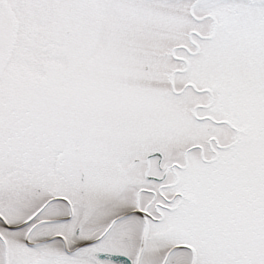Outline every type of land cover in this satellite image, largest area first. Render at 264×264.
<instances>
[{"label":"snow or ice","instance_id":"1","mask_svg":"<svg viewBox=\"0 0 264 264\" xmlns=\"http://www.w3.org/2000/svg\"><path fill=\"white\" fill-rule=\"evenodd\" d=\"M0 264H264V0H0Z\"/></svg>","mask_w":264,"mask_h":264}]
</instances>
